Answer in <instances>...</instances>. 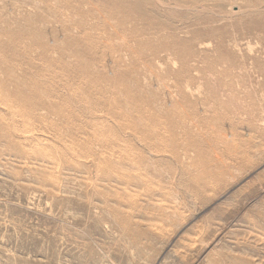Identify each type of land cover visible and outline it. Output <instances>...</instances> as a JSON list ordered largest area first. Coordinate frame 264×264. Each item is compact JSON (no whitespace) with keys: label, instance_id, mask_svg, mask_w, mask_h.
Instances as JSON below:
<instances>
[{"label":"rangeland","instance_id":"1","mask_svg":"<svg viewBox=\"0 0 264 264\" xmlns=\"http://www.w3.org/2000/svg\"><path fill=\"white\" fill-rule=\"evenodd\" d=\"M0 264H264V0H0Z\"/></svg>","mask_w":264,"mask_h":264}]
</instances>
